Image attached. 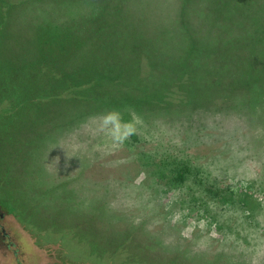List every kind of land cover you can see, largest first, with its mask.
Returning <instances> with one entry per match:
<instances>
[{"label": "rangeland", "instance_id": "rangeland-1", "mask_svg": "<svg viewBox=\"0 0 264 264\" xmlns=\"http://www.w3.org/2000/svg\"><path fill=\"white\" fill-rule=\"evenodd\" d=\"M151 1L206 3L189 40L221 53L208 61L264 57V0ZM215 67L176 85L117 71L97 104L65 92L41 112L1 85L0 264H264V69L246 87Z\"/></svg>", "mask_w": 264, "mask_h": 264}, {"label": "crops", "instance_id": "crops-1", "mask_svg": "<svg viewBox=\"0 0 264 264\" xmlns=\"http://www.w3.org/2000/svg\"><path fill=\"white\" fill-rule=\"evenodd\" d=\"M12 1L20 3L22 0ZM143 1L34 0L26 5L28 7L13 8L4 16H7L9 40L4 36L6 45L0 40V86L28 83L26 71L32 66L24 64L20 67L23 72L14 73L10 59L13 51H22L21 45L16 44L28 39L29 30V38L45 35L48 30L56 32L58 38L53 40L56 52L69 61L64 64L78 70L190 67L189 38L198 37L200 33L190 32V29L200 28L198 19L206 17V3L205 7L183 14L182 8H174L176 4L165 7L157 1ZM67 6H70V18L64 15ZM112 18L116 20L111 22ZM38 24L42 25L41 30L31 29ZM113 25L117 28L111 34ZM43 27L48 30L45 32ZM58 30H63L61 36ZM15 39L19 41L15 43ZM90 78L94 83V77Z\"/></svg>", "mask_w": 264, "mask_h": 264}, {"label": "trees", "instance_id": "trees-1", "mask_svg": "<svg viewBox=\"0 0 264 264\" xmlns=\"http://www.w3.org/2000/svg\"><path fill=\"white\" fill-rule=\"evenodd\" d=\"M34 0H22L20 3L19 1H12L11 0H0V40L2 41V44L4 42V36L7 37L8 33H7V16H5V14H7V12L12 11L13 8H17L19 7L24 8L26 5H28L30 2H32ZM81 2L84 0H80ZM10 2V3H9ZM18 2V3H16ZM116 20L115 18L111 19V22ZM46 24V23H45ZM50 26H52V24L50 23ZM56 26V25H55ZM56 27L58 28H63V26L61 25H57ZM56 27L54 29H56ZM48 27H43V29L45 30V32L48 30ZM116 26H112L110 28L111 34L116 30ZM35 30H41L42 29V25L38 24V26H36L35 28H31ZM47 29V30H46ZM53 29V28H52ZM100 30V29H99ZM59 31V30H58ZM63 33V30L59 31V36H61ZM28 34V39L22 41V42H18L16 45H21V49L22 51H13V55L12 58L10 59L12 64V72L16 73V72H20V67H22L24 64L28 65L29 67L32 66V69L27 70V79L25 81H28V83H15L13 84L14 88H15V96L14 98H16L17 95H20L22 93V91H25V100H24V107H29L28 111H32L34 106L33 103H35L36 106H38L37 110L39 112H41V109L47 105V102H51L52 99H54L55 101H63V100H67V98H61L60 99V95H63L65 92H70L71 97H73V99L77 96H79L82 94L83 92V97L87 98V99H91V101L94 103L99 102L98 99H94L95 97H91L90 95L87 94V92H89L91 90V88L95 87V86H106L107 84L110 83H114V81H116L119 77L121 78V74L122 73H117V71L120 72H124L122 77L123 78H129L126 77L124 75L129 74V72H131L132 69L130 68H96L94 70H78L75 67L74 68H70L68 64H64V62H67L68 60H63L61 57V53L56 52L55 50V46L56 43L54 44L53 40L58 38V34L56 32H54V34L52 33V30H48L46 32L45 35H41L40 37H35L34 35L31 36V38H29L30 36V30L27 33ZM7 40H9V38L7 37ZM109 40V38H108ZM17 41H19V39H15L14 42L16 43ZM14 44V43H13ZM6 45V44H5ZM1 46H0V50H1ZM189 49H190V56H191V61H190V67H183V68H149L148 70H150V75H152L153 70H171L172 74L175 75L174 77V81H175V85L176 84H181L183 82V80L189 76L190 71L189 70H194V69H214V68H219V67H215L220 65V68H225L226 70H230V68H234V69H239L243 71V67L246 69L245 70V80H243L244 82H242L241 80L243 78H240L239 76H241L242 71L239 73L238 76H236V78H239L240 82L243 83L246 87L248 85H253L252 83L254 82V69L257 68H263L264 69V64L263 65H252V64H248L249 62H251L252 59H262L264 57H257V56H253L250 55L249 56V61L246 65H239L238 66H231L230 62H218V61H208L207 59L210 57L214 58L217 55H219V53H215L212 51H209V55L207 50H203L201 51V48H197V43H190L189 45ZM223 52V51H222ZM226 52V56H229V60L234 59L235 57V52L232 51V49H229V51H225ZM251 54H253V52H251ZM221 55V53H220ZM201 56V58H200ZM202 59V60H201ZM228 60V59H225ZM69 62V61H68ZM236 62V61H233ZM22 63V64H21ZM220 63V64H218ZM240 63V62H238ZM111 64H113L111 62ZM186 64V63H185ZM208 64V65H206ZM222 66V67H221ZM124 70V71H122ZM140 71L143 69H139ZM23 72V71H21ZM118 74H120L119 76H117ZM160 74V73H159ZM14 75V74H13ZM163 75V74H162ZM226 75V74H225ZM224 75V76H225ZM94 77L95 78H99L98 81L102 80L104 81V83H99V82H95L94 83L93 80L90 77ZM114 76V77H113ZM171 78V77H170ZM16 80H18L19 78H15ZM146 81L144 82L145 84H151L153 83V81H151L152 77L150 78L148 75L146 76ZM169 79L165 82V83H169ZM14 91V92H15ZM33 95H36V99H33L34 97H32ZM27 96V97H26ZM51 96L53 98H51ZM82 96V95H81ZM87 96V97H85ZM158 98V97H157ZM156 98V99H157ZM151 99H155V97L152 98H143L141 100H138V102H136L135 106L133 107L134 109L136 107H140L141 109H143L145 103H154L156 101L155 100H151ZM50 100V101H47ZM95 100V101H94ZM143 101V102H142ZM23 102H21L22 104ZM140 104V106H139ZM130 107H132V104L130 105ZM17 109H20L19 106L16 107ZM132 108V109H133ZM33 112V111H32ZM125 114H130L128 112H126ZM126 118V117H125ZM130 118H126V121H129Z\"/></svg>", "mask_w": 264, "mask_h": 264}]
</instances>
